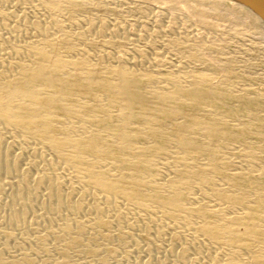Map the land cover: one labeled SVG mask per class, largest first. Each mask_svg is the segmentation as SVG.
<instances>
[{
    "label": "bare ground",
    "instance_id": "1",
    "mask_svg": "<svg viewBox=\"0 0 264 264\" xmlns=\"http://www.w3.org/2000/svg\"><path fill=\"white\" fill-rule=\"evenodd\" d=\"M202 1L193 15L204 22L207 14L224 18L227 11L249 16L264 28V21L233 0ZM39 2L50 11L59 9L58 0ZM24 25L23 33L30 31L38 40L29 39L24 46L12 45L9 38L0 43V264H17L6 260V255L22 249L30 239L37 245L31 251L46 252L49 243L77 231L71 245H78V237L89 232L117 230L125 215L139 222L138 238L149 246L144 251L148 256L135 264H239L235 259L242 257L245 261L240 264H264V164L256 171L232 170L228 175L216 165L217 148L212 144L218 139L242 141L253 126L264 122L254 113L262 107L259 98L246 93L232 97L225 91L234 78L228 67L223 85L216 88L198 75L182 86L154 88L137 65L91 70L84 61L62 58L46 35L51 31H45L38 20ZM52 26L60 31L58 22ZM41 34L45 38L40 39ZM24 55L29 58L26 62L21 60ZM232 99L236 108L230 105ZM201 105L231 118L250 115L254 125L241 124L236 130L226 124L217 127L213 118L199 116ZM79 131L86 132L77 135ZM3 138L17 146L16 153L4 146ZM168 139L176 145L177 155L204 156L207 161L193 171L184 166L174 179L156 184L149 163L163 158ZM26 140L39 147L27 146ZM97 161H112L118 174L110 177L103 170L94 171ZM24 166L36 173V188L29 176H19ZM211 173L226 177L233 191L215 194L221 206L203 208L188 200L182 188L192 178L207 185ZM248 193L254 196L249 203ZM154 210L163 216L154 217ZM167 212L195 220L190 234L174 231L184 222L175 223ZM82 216L87 217L88 227L80 222ZM116 236L104 235L102 240L127 241L138 249L139 239L130 232ZM176 244L182 247L173 254ZM150 252L172 258L153 260ZM45 256L41 264H67L65 253L56 260ZM23 263L34 264L30 259Z\"/></svg>",
    "mask_w": 264,
    "mask_h": 264
},
{
    "label": "rangeland",
    "instance_id": "2",
    "mask_svg": "<svg viewBox=\"0 0 264 264\" xmlns=\"http://www.w3.org/2000/svg\"><path fill=\"white\" fill-rule=\"evenodd\" d=\"M96 1L99 3L98 7L95 5ZM58 3V11H50L47 6L41 5L39 0H0V43L2 38H9L12 45L24 46V42L29 39L38 40V35L36 37L29 30L26 34L23 33L27 28L24 22L27 24L36 19L45 31H51L46 35L51 38L52 45L57 47L62 58L70 57L84 61L91 70H105L109 65L119 67L124 63L137 65L154 88L182 86L183 81L194 75L204 79L206 85L216 88L223 85L227 76L223 71L228 67L234 73V78L232 77L231 85L225 88V91L232 97L246 93L250 97L259 98L262 107L255 109L254 113L264 121V28L257 26L249 16L239 17V14L226 11L224 18L213 13L207 14L204 22L199 16L193 15L194 10L204 4L202 0H58ZM53 21L58 22L60 31H55ZM39 37L45 38L42 34ZM27 59L29 60L26 55L21 58L23 62ZM164 72L168 77L164 78ZM162 79L167 80L164 82ZM230 105L236 108V99H232ZM198 114L202 119L216 120L217 127L226 124L236 130L243 125H254L250 115H246L242 120L231 118L207 105H201ZM85 132L79 131L77 135H83ZM202 141L209 143L205 139ZM3 144L8 150L17 152V146L9 139L3 138ZM25 144L39 147L34 140H26ZM212 144L217 148L216 165L227 170L226 174H232L234 171H256L264 164V122L253 126V130L248 132L242 141L218 139ZM165 146L163 158L160 161L154 159L149 163L154 170L156 184L174 179L184 166H191V170H194L195 166L207 161L204 156L177 155V147L171 139L167 140ZM93 165L94 171L103 170L110 177L118 174L116 164L112 161H97ZM35 174L25 166L19 172L21 177H30L34 188ZM41 174L49 175L47 172ZM228 187L226 177L211 173L207 185H198L192 178L183 185L182 190L187 193L188 200L206 208L221 206L215 194L222 191L227 194L232 192ZM261 194L264 197V185ZM253 200L254 196L248 193L245 201L249 203ZM163 214L159 210L153 211L154 217ZM166 214L173 216L175 223L184 222L181 228H174V231L190 234L195 220L173 212ZM80 222L88 227L87 217L82 216ZM131 223L132 227L129 226ZM138 223L133 217L125 215L120 219L117 230L89 232L84 237H78V245H71L72 239L77 237V231H72L63 235L61 241L49 243L46 252L31 251L30 248H37V245L30 239L31 243L27 241L20 250L12 249L4 258L14 259L19 262L17 264H24V259L41 264L40 262L46 259L45 255L50 260H56L60 253H65L67 264H99L100 261L105 264H135L149 254L148 251L144 252L145 247L149 246H145L146 243L140 242L138 238L141 229ZM149 229L152 230L153 227ZM125 232H130L139 239L136 251L127 241L118 243L102 240L104 235L113 238ZM152 243L156 244H153L155 247L158 245L156 241ZM180 246L174 245L173 254L179 251ZM108 249L112 252L108 253ZM150 256L153 260L162 258L159 253L152 252ZM187 256L193 258L191 248L187 249ZM171 258L170 255L168 259ZM168 259L165 257L161 260L166 262ZM235 260L240 264L245 258Z\"/></svg>",
    "mask_w": 264,
    "mask_h": 264
},
{
    "label": "water",
    "instance_id": "3",
    "mask_svg": "<svg viewBox=\"0 0 264 264\" xmlns=\"http://www.w3.org/2000/svg\"><path fill=\"white\" fill-rule=\"evenodd\" d=\"M252 11L264 21V0H233Z\"/></svg>",
    "mask_w": 264,
    "mask_h": 264
}]
</instances>
